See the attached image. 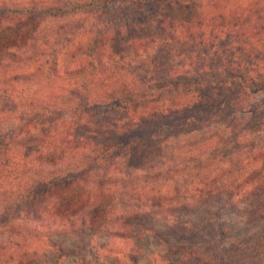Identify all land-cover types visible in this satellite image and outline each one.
Segmentation results:
<instances>
[{"label":"trees","instance_id":"16d2710c","mask_svg":"<svg viewBox=\"0 0 264 264\" xmlns=\"http://www.w3.org/2000/svg\"><path fill=\"white\" fill-rule=\"evenodd\" d=\"M173 1L0 0V245L127 237L214 202L264 218V0ZM231 249L202 264H248Z\"/></svg>","mask_w":264,"mask_h":264},{"label":"rangeland","instance_id":"374dc122","mask_svg":"<svg viewBox=\"0 0 264 264\" xmlns=\"http://www.w3.org/2000/svg\"><path fill=\"white\" fill-rule=\"evenodd\" d=\"M253 0H175L174 14L196 15L213 7L243 6ZM258 99V98H256ZM249 203L230 210L220 202L207 204L175 220H155L137 228L127 237L79 230L45 239H24L23 246L2 244L11 250L34 252L33 264H202L214 259L218 249L238 246L235 258L248 264H264V248L258 243L264 218L246 223ZM13 234L0 232L1 239ZM244 255V256H243Z\"/></svg>","mask_w":264,"mask_h":264}]
</instances>
